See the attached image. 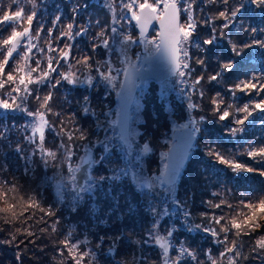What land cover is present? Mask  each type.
<instances>
[{"label": "snow or ice", "instance_id": "obj_1", "mask_svg": "<svg viewBox=\"0 0 264 264\" xmlns=\"http://www.w3.org/2000/svg\"><path fill=\"white\" fill-rule=\"evenodd\" d=\"M71 7L70 15L64 13L59 5H55V14L50 17V27L44 33L47 37V48H39L33 41L39 39L44 32V23H40L49 7V0H10L7 5L0 0V30L8 29L6 36L0 37V147H7L14 151L18 158L25 161L23 175L28 180L36 181L35 184H22L15 173L0 176V219L6 225L12 223L27 224L28 221L48 225L46 218L56 216V204H45L42 190L45 187L54 188L56 203L63 205L66 199H70V210L77 212L83 205L85 194L95 197L99 190L103 198L110 201V207L106 215L113 213L118 218L123 216L121 212V192L117 185L125 179H129L137 193L148 201V211L152 217L151 224L147 227L143 236L137 237L133 232H121L114 237H108L110 243L107 247L108 255L114 259L118 252V244L121 240L128 239L130 244L137 246L135 252L130 253L132 259L127 255L116 259L115 264H146L148 258L143 254V247H155L159 249L158 255L162 264H191L196 261L200 264L194 251L184 241L178 240L175 233L178 231L176 224H164L168 218L177 217L183 221L187 232H201L213 238L216 245H224L220 251L223 257L227 253H233L229 258V264H236L241 256V249L236 240H229V233L239 237L241 234L248 235L261 227L264 220V194L255 198L245 197L239 200L237 206L222 200L220 203L212 204L210 207L222 209L227 207L235 213L226 219V214L209 215L200 213L201 222L192 221V212L188 206L187 199L180 200L177 196L178 182L182 178V169L189 159L193 149H199L198 137L201 134L213 135V130L208 127L201 128L200 125L206 121L205 116L197 120L193 111L201 105L195 103L193 95L204 98L203 88H197L205 79L203 73H208L209 67L213 71L208 73V82L216 84L232 82L227 88V93L233 102L242 97L236 93H242L250 99L243 102L242 107L236 109L237 113H245L242 117L237 116L232 124L245 125L250 121L254 112L260 115L256 118L260 126L264 128V66L257 72L246 63L249 58L255 59L257 64L264 65V0H202L199 6L204 11L203 4L218 5L216 18L224 21L222 25H216L211 18L205 16L199 22L195 18L197 0H100L104 14V22L87 15L88 9L92 7L90 0H68ZM119 8V14H117ZM181 13L186 19L181 23ZM39 18V19H38ZM37 21L38 30L33 32V23ZM134 22L138 33L129 31L125 25ZM153 22H159V29L155 37L148 36V30ZM207 27L206 38L197 34L200 24ZM93 27L98 29L93 31ZM219 29V32L217 31ZM229 32H243L245 38L232 41L225 36L224 30ZM195 37V39H194ZM65 38L69 43H62ZM87 39L90 42V52H85L80 58H75V64L71 63L74 57L71 49L77 39ZM227 39L230 51L238 59L228 58L227 62L211 65L213 47L220 41ZM56 44L54 47L53 44ZM199 49L204 56H196L195 64L200 67L201 73L195 75L197 68L193 67L192 56L189 55L191 47ZM210 46V47H205ZM23 49V51H21ZM39 53H56L55 57L48 56L47 69H41L40 60H35V67L30 66L33 59V50ZM142 49V52L133 50ZM249 50H259L258 55H253ZM14 54L18 57L14 60ZM154 54H160L169 66L171 75L179 78L183 87L180 95L185 100V108L180 116L185 114L187 123L177 126L180 132L173 146L168 151L160 153L162 167L157 173L146 174L143 167L144 157L153 152L148 142L137 143L139 132L133 124L139 122L141 109V95L145 90L147 78L141 75L142 63L150 60ZM100 58L97 59L96 57ZM115 57V61L113 60ZM219 60V57H216ZM14 60L15 68L6 73L9 61ZM55 60L56 66H53ZM68 63L70 68H77L76 72H57L61 63ZM138 62L141 66H138ZM79 66V67H78ZM40 74L33 77V73ZM57 72L60 79L52 81L51 73ZM19 73V76H17ZM231 75H227V74ZM188 80H192L188 84ZM62 82L72 86H87L94 89L103 85L107 89L116 92L118 104L115 109L97 112L91 106V98L83 96L78 102L80 114L85 117L91 116L94 123L91 129L81 126L77 121V113L72 112L68 119L73 127L67 129L65 120L59 119V131L49 120L53 114L50 101L52 92L41 96L40 89H32L30 85H45L57 88ZM7 89V90H6ZM167 87L161 92L162 101L166 99ZM220 92H216L210 98L212 112L219 122L228 121L230 109H221L223 103ZM38 102L35 109L28 106L29 98ZM107 100V95H105ZM15 114H21L24 123L20 125L22 139L13 143L12 133L17 130L15 123H10ZM172 116L174 112L170 111ZM55 115L59 118L61 113ZM256 120L250 121V126L255 127ZM228 129L227 135L234 138L238 132L244 133L245 128L237 129L230 124H224ZM46 134H53L58 142L54 149L46 147ZM66 137V140L64 139ZM259 139L264 142V134ZM248 141L241 138L237 142V148ZM82 151V155L79 153ZM204 154L214 157L215 163L231 169L237 180H248L249 177L243 173L257 174L264 178V167L259 169L248 165L243 161L235 159V154L229 150L227 155L218 151L213 144H206ZM247 156L257 163L264 165V143L256 146L249 144ZM39 157V166L43 169L51 168L52 175L44 174L36 176L37 165L35 158ZM256 158H261L256 160ZM79 163H76V161ZM67 165V167H65ZM104 168V172L97 173L95 169ZM80 177L77 173H81ZM8 171L7 165H0V173ZM224 168H217V172ZM68 173L70 175H66ZM232 177H229L231 179ZM107 185V187H105ZM216 196L217 193H212ZM129 211L132 205L129 204ZM99 209L92 207L90 214L95 216ZM39 212L41 215L36 216ZM106 222V221H102ZM59 219L52 221L50 228L55 232ZM218 226V227H216ZM28 227H31L29 225ZM46 231L47 228H41ZM20 231V229H17ZM27 235L35 233L24 229ZM221 233L223 236L221 237ZM73 231L64 233L61 244L67 252V259L71 264H82L88 258L90 264L97 260L96 251L81 250V244L73 239ZM15 240L12 235L10 240H0V244L11 243ZM256 247L253 251L259 255L264 251V236L256 239ZM105 244V237H100L96 248ZM174 253V254H173ZM64 256V251L60 252ZM205 255L212 259L211 250ZM264 260V257H260ZM19 259V257H18Z\"/></svg>", "mask_w": 264, "mask_h": 264}, {"label": "trees", "instance_id": "obj_2", "mask_svg": "<svg viewBox=\"0 0 264 264\" xmlns=\"http://www.w3.org/2000/svg\"><path fill=\"white\" fill-rule=\"evenodd\" d=\"M81 4H83V0H79ZM64 3V1H63ZM202 4V0H197V6L195 11V18L197 19L198 23L203 21L205 16L208 18H211L213 23L216 25H222L224 23L223 20L216 18V11L218 5L215 4H207L206 2L203 4L204 11L200 10V5ZM70 6L64 4V9L66 12H69ZM96 14H93V13ZM97 14L100 17L101 22H104V14L102 8H100L97 5L92 4V7L88 9L87 15L96 18ZM95 28V27H94ZM96 29V28H95ZM35 30H38V24L37 28ZM207 27L204 26L202 23L197 29V34L200 35L202 38H206L207 34ZM219 32V29H217ZM225 36L229 37L232 41H239L241 39L245 38V33L243 32H229L228 29L224 30ZM4 34V29L0 30V37H2ZM7 35V32H5V36ZM195 39V37H194ZM82 41V39H80ZM84 40V39H83ZM66 42V41H65ZM77 43V42H76ZM74 44V47L79 46V44ZM89 50L91 51V48L87 45ZM210 47V46H205ZM190 56L193 57L191 64L193 67L197 68V72L194 74H202L200 67L195 64V57L196 56H204L206 57L205 53H200L199 49L196 47H191L190 49ZM253 53V55H258L259 50H249ZM75 53H77V56L80 55V51L75 48ZM208 55H212L213 58L211 60V65L215 66L217 63L221 62H227L228 58L231 57L232 59H238L235 57L234 53L230 51V46L228 45L227 39L220 41L217 45L213 47V53H210ZM216 57H219L220 59L217 60ZM11 63H13L14 60H10ZM248 65L252 68H255L258 72L259 68L264 65L257 64V61L255 59H252L251 57L246 62ZM35 64V62H34ZM213 71V67H209L208 73H211ZM8 71H6L7 73ZM208 73H203L205 75L204 81H202L201 85H197V88H203L205 92V96L203 99H201L198 95H194V102L201 105V107L194 111V114L197 118L200 116H205L206 121L203 123V127H208L213 130V135L208 136L206 134H201L200 137H198V144L199 149H193L191 158L188 162V164L183 168L182 170V178L178 182L180 189L178 191V196L180 197V200L187 199L188 206L192 212V216H195L194 222H201L200 220V213L206 212L209 215L213 214H221L223 213V208L227 209V207H222V209H217L213 207H203L198 204L199 199L206 200L209 199L208 193L205 191H201L203 181L202 173L206 170H209L210 173L213 175V181L214 185L220 186L222 193H221V199L220 197H214V199L211 200L212 204L220 203L222 200H225L229 203L228 199H235L239 202V200L249 197V198H255L256 196H259L261 194H264V178H260L257 174H249V173H243V175L248 176V180H237L235 178L234 173L231 171V169L226 168V166L218 165L215 163L214 157H208L204 154V148L206 144H213L216 146L218 151H221L227 155L229 150H232V152L235 154V159L239 161H243L244 163L254 166L255 168L259 169L261 167H264V165L257 163L255 160L250 159L247 156V150H249V144L254 143L256 146H261L262 142L259 137L264 134V128L260 126L259 121L256 119L260 114L258 112H254L253 117L250 118L251 120H256L255 127L250 126V121H245V125H235L232 124V121L235 117L240 116L242 117L245 115V113H237L236 109L239 107H242L243 102L249 100L250 98L246 95H243L242 93L237 92V97H242V99L237 100L236 102H233L231 96L227 93V88L231 86L232 82H226V83H220L216 84L215 82L209 83L208 82ZM227 75H231L230 73ZM45 91H52L53 94H55V98L51 100L50 106L53 107L54 103H57V105H61L60 109H68L73 107L74 104H77L78 100L82 95V93L86 92L87 90H81L76 88H71L70 86H66V89L68 91H71L69 93L72 101L68 102L62 99V93L61 88H52L50 89L47 85H44ZM93 92V89L92 91ZM216 92H220L221 96L218 97V99H222L223 103L220 105L221 109L228 108L229 104H232V107L228 109L230 111V117L228 121L225 122H219L217 120L216 115L212 112V105L210 103V98L215 95ZM264 95V94H262ZM59 109V113L61 110ZM63 112V111H62ZM66 113V112H63ZM59 119H64L62 116L59 117ZM65 123L68 125L70 124V120L68 119V122L65 120ZM224 124H230L232 127H235L237 129L245 128L244 133L238 132L237 135L234 138H230L227 135L228 129L224 127ZM151 128L150 125V118L148 117V122L146 123V133L144 132L142 135H147L149 137V130ZM241 138L248 141L247 144H241L239 148H237V142L241 141ZM261 158H256V160H259ZM5 161H8L5 162ZM11 160L8 157V152L2 151L0 147V165H7L8 171L0 173V176H7L9 179H11L10 173H15L17 178L22 184H25L27 186L28 183L35 184L36 181H29L27 177L23 175V168L21 166V170H18L14 172L13 170V164L10 163ZM217 168H224V171L217 172ZM41 175H38L39 178ZM229 177H232L229 179ZM217 180V181H216ZM126 184L121 189L117 185L118 191H123L122 195L120 197L121 202V212L123 213V216L121 218H118L116 214L113 215L115 220L110 217L107 218L106 221L108 222L109 226L104 227L102 230H100V227H103L102 225L97 226L99 228L98 233L103 236H105V239H107V235L112 232V237L118 235V232L116 228H122L123 232H125V228H127L131 223L133 225H136L137 223V217L138 215L141 216L142 213L145 214V208L146 203L144 201V198L141 195H139L135 189V187L130 182H125ZM43 193V199L45 204H56V216L55 217H49L46 218L48 220V225H45L43 223H35L33 224L32 221H28L27 224H23L20 222L12 223L10 225H6L2 219H0V240H10L12 235H15V240L11 243L7 244H0V264H71L70 260L67 259V252L64 250V246L61 244V241L64 239V233L68 230H72V224L76 222H83L86 221V212L87 210L83 209V207H80L79 209L84 210L85 212H72L70 210V206L61 205L56 203V198L54 195V190L51 187H45L42 190ZM133 199V202L131 203L132 209L135 211L136 209H139L136 212H130L128 213V207L127 203L129 200ZM103 200V199H101ZM238 202L234 204L233 206H237ZM110 204V201L106 200V202L103 200V202H100L101 210L100 212H105V204ZM125 207V208H123ZM89 210V206H88ZM90 212V210H89ZM225 214V212L223 213ZM235 213L232 212V209H229V211L226 214V219L231 218ZM41 215L39 212L36 213V216ZM59 219L60 223L56 226V231H51V228L49 225H51L52 221L55 219ZM88 222H93L91 217L89 216ZM31 225V227H28ZM218 227V226H216ZM27 228L28 231H31L35 233V235L29 236L24 231V229ZM41 228H47L46 231H41ZM17 229H20V231H17ZM79 230V229H78ZM74 235L73 239L78 240L79 237L78 232L75 230H72ZM80 231V230H79ZM262 232H264V224L262 225ZM134 233V232H133ZM184 240L188 237V247L194 251L197 252L198 260L201 264H212V260L208 259L206 257H202L204 255V251L206 252L208 250H211V254L216 256V264H223L222 259L219 255V250L221 248V251L224 249V245H216L213 242V238L211 241L206 245V249H202L200 246H198V241L196 239H192L194 236L192 233L187 232L186 230L179 231L178 233ZM200 235V233H197ZM223 236V233H221V237ZM94 237H97L94 233ZM261 236H257L255 231L250 232L248 235L241 234L239 237L235 236L233 233H229V240H236L240 249H241V256L236 260V264H264V260H262L260 257H264V254H257V252L253 251V249L256 247V239H258ZM125 240V239H124ZM122 245L130 246V243L126 244V242H122ZM134 245V244H133ZM81 250H83V247L81 245ZM85 250V247H84ZM64 251V256L60 255V252ZM231 254V257L233 256V253H227ZM159 255H157L158 258ZM19 257V259H18ZM82 264H90L88 258H85V260L82 262ZM102 264V263H101ZM225 264V263H224ZM229 264V263H226Z\"/></svg>", "mask_w": 264, "mask_h": 264}, {"label": "rangeland", "instance_id": "obj_3", "mask_svg": "<svg viewBox=\"0 0 264 264\" xmlns=\"http://www.w3.org/2000/svg\"><path fill=\"white\" fill-rule=\"evenodd\" d=\"M64 1V3H63ZM73 2H75V0H73ZM91 4L97 5L100 8L101 4H100V0H90ZM10 3V0H3V4L7 5ZM64 4L68 5L71 7V4H69L68 0H49V7L47 9V11L45 12V15L43 17V19H40V23H44V32L41 33L39 39L34 40L33 42L39 47V48H47V37L45 36L44 33L47 32V28L50 27V23H48V21L50 20V17L52 15L55 14V5H59L60 8L62 9V11L68 15H70V12H66L64 9ZM70 9V8H69ZM119 8H117V14H119ZM93 13V12H91ZM96 14V13H93ZM195 15V13H194ZM39 19V18H38ZM95 19H100L99 15L97 14ZM94 19V20H95ZM186 19V16L181 13V23L184 22V20ZM125 27L135 33H138V29H135V25L134 22H132L131 25H125ZM37 28V21H34L33 23V32H35ZM98 29H95L93 27V31H97ZM156 30H158V27L155 25V27L149 32L148 36L151 37H155V32ZM5 32L8 33V29L4 28V34L3 36H5ZM2 36V37H3ZM66 41V42H65ZM77 42V43H76ZM62 43H69V41L67 40V38H65V40ZM79 44V46L73 47L71 49V54L74 57V59L71 60L72 64H75V58H80L82 56L83 53L85 52H90L89 48L87 47V45L90 47V42L87 39H82V41L78 38L74 44ZM53 46L55 47L56 44L54 43ZM75 48H77L80 51V55L77 56V53H75ZM21 51H23V49H21ZM142 52V49H134L133 50V58L135 57V52ZM33 59L32 61H30V66L31 67H35L36 65L34 64L35 60H40V67L41 69H47V65H48V56H52L55 57L56 53H39L36 52V50H33ZM189 55H190V50H189ZM2 58V57H0ZM97 59H99L100 57L97 56ZM18 57L15 56L14 54V60H17ZM113 60L115 61V57H113ZM61 63L63 64L62 67H58L57 68V72L59 73H66L68 71H73L76 72L77 75H80V71L77 70V68H70L68 63H64L63 61H61ZM140 62H138V66H140ZM53 66L55 67V60H53ZM79 67V66H78ZM13 68H15V63L13 61V63H11V61H9V65L6 67L5 71H11ZM57 72H53L51 73V77H52V81L54 82L57 79H60V77L57 75ZM39 72H35L33 73V77H36L37 75H39ZM17 76H19V73H17ZM188 84L192 83V80H188L187 82ZM47 85V84H45ZM68 84L66 82H62L61 85L59 86L61 88V93H62V99L68 102H71L72 99L69 95V93L71 91H68L66 89V86ZM70 86L72 89L73 88H78L83 90H87L86 92L82 93L81 97L77 100L78 102L82 101L83 96L88 95L91 98V106L93 108L96 109L97 112H101V111H106L109 108L111 109H115L117 107L118 104V100H117V96H116V92L111 90V89H107L106 92V88L103 85H98L93 89H89L87 86H72V85H68ZM165 86L167 87V93H166V99H164L162 101L161 99V92L164 91ZM30 87L32 89H40V95L44 96L47 95V93L49 91H45L44 85H37V84H32L30 85ZM181 87H183V85L180 84L179 82V78L174 76L171 77L169 79H167L166 81L162 82V83H157L154 81H148L147 84L145 85V90L143 92V94H138L141 95V109L139 112V122L133 124V127L137 130V132H139V136L137 137V143L138 144H143L144 142H148L150 144V146L153 149V152L151 154H149L148 156L144 157V162H143V167L145 169L146 174H153V173H157V170L159 168L162 167V160L160 158V153L168 151V149L173 145L174 143V138H173V134L174 132L178 129L177 126L179 124H184L187 123V117L186 114L184 116L183 119H180V116L186 106L185 104V100L181 97L180 95V89ZM52 89V88H51ZM7 90V89H6ZM52 92V91H51ZM53 94V93H52ZM105 95H107V100H105ZM52 98H55V94L52 95ZM193 101H194V95L192 97ZM51 102V101H50ZM77 102V104H74L73 107L68 108V109H60L61 105H57V103L53 104L52 110H53V114L49 115V120L56 126L57 131H59V118L55 115V113L59 112V109L61 110V116L64 118V120H66L68 122V115L72 112H76L77 113V121L81 124L82 127L87 128V129H91L93 126V119L91 116L85 117L82 114H80V106L79 103ZM38 102L36 100H34L33 98H29V102H28V106L30 109H35L37 106ZM66 113H63V112ZM171 112L175 113V116H172L170 114ZM192 115L199 120V118H197L194 114V111L192 113ZM148 117L150 118V125L151 128L149 130V137L147 135L143 136L142 134L145 132L146 133V123L148 122ZM10 123H15L17 126V130L18 131H14L12 133V140L13 143H15L16 140L18 139H22V133L19 130L20 129V125L22 123H24V118L21 114H15L14 118H12L10 120ZM65 126L67 129H70L73 127L72 123L70 122L69 124V128L68 125L65 123ZM200 127H203V124L200 125ZM66 140V137L64 138ZM46 147L47 148H52L54 149L58 140L57 138L53 135V134H46ZM2 151L8 152V157L11 160V164H13V170L14 172L21 170V166L24 167L25 165V161L18 158L16 153L12 150H10L9 148L5 147H1ZM82 151L79 153V155H82ZM8 163V161H5ZM35 163L37 165L36 168V176L38 175H52L53 170L51 168L49 169H43L41 166H39V157L35 158ZM76 163H79V161L77 160ZM65 167H67V165H65ZM21 168V169H20ZM95 171L97 173L99 172H104L105 169L104 168H97L95 169ZM66 175H70L68 173H65ZM40 176V177H41ZM203 176V181L204 183L202 184V188L201 191H205L208 193L209 198L212 200L214 199V197H221V193L222 190L220 188V186H215L214 185V181H213V175L210 173L209 170H206L205 172L202 173ZM130 182L129 179H125L123 182L119 183L118 185H120L119 187L122 189L124 187V185L126 184L125 182ZM217 181V180H216ZM131 183V182H130ZM132 184V183H131ZM133 185V184H132ZM105 187H107V185H105ZM52 188V187H51ZM54 190V188H52ZM180 189V186L178 184V189H177V196H178V191ZM119 192H123L122 190ZM217 193L216 196H213L212 193ZM140 198H144L143 196ZM178 198L180 199V197L178 196ZM103 199L106 202V199L103 198V194L98 190L95 197L89 196L87 194H85V200L84 203L81 207H83V209L87 210L86 212V221L84 220L83 222H76L72 224V230H75L76 232H78V235L80 237L81 233L82 236L76 240L77 242H79L84 250H89V251H96L97 253V260L95 262H93V264H115L116 259H121L123 258L125 255H127V258L129 260L132 259L130 253L135 252L137 250V246L130 244V246H126V245H122V242H126V244L129 243V240L126 238L125 240H121L120 243L118 244V252L117 255L115 257V259L108 255L107 253V247L108 244L110 243V241L108 240V237H112L113 233L110 232L106 237L107 239H105V244L97 249L95 246L96 244L99 242V238L100 237H105L103 236V234L101 235L100 233H98L99 228L97 226L102 225L103 227H100V230H102L104 227L109 226L108 222L106 221L107 218L112 217L114 220L115 218L113 217V215L115 213H113L111 216L106 215V210L110 207V204L106 203L105 204V212H100L101 210V205L100 202H103ZM209 199L206 200H202L199 199L198 204L209 208V204L208 201H211ZM144 201L146 203V208L145 210V214L142 213L141 216L138 215L137 217V223L136 225H133V223H131L127 228H125V232H134L137 237L143 236L144 232L146 231L147 227L151 224L152 222V217L148 211V201L144 198ZM225 201V200H224ZM229 203H231L232 205L236 204L238 201L231 198L228 199ZM133 202V199L131 197V199L129 200V202L127 203V205L131 204ZM70 199H66L64 205L66 206H70ZM88 206H89V210L92 207H96L99 209L98 213L95 216H92L88 210ZM125 208V207H123ZM129 209V207H128ZM140 209V208H139ZM139 209H136L135 211L132 209L131 211L128 210V213L130 212H136ZM82 209H79L77 211V213L80 212H85ZM221 210V209H220ZM223 213L225 212V214H227V212L229 211V208L225 209L223 208ZM233 212V211H232ZM89 216L91 217V219L93 220V222H88L89 220ZM195 216H192V221L194 222ZM102 221H106V222H102ZM175 223L176 227L178 228V231L175 233V236L178 240L184 241L186 243V245L188 244V237L187 239L185 238V240L178 234L179 231H183L185 230L184 225H183V221L181 218H177V217H172V218H168L164 221L165 225H168L170 223ZM261 227L257 228L255 230V233L257 236H264V232H262V225L264 224V220H262L261 222ZM80 231H79V230ZM118 234H120L121 232H123L122 228H116ZM94 233L96 234L97 237H94ZM194 236L196 237H192V239H196L198 241V246H200L202 249H206V245L211 241L212 237L203 234L201 232L198 231H194L191 232ZM197 233H200L197 234ZM189 246V245H187ZM143 247V254L148 258L146 264H162V262L160 261V258L158 255L159 249L155 248V247H148V246H142ZM192 250V249H190ZM194 251V250H192ZM220 251L221 248L219 250V255H220ZM196 256H197V252L194 251ZM206 250L204 251V255L201 256L202 257H206L205 256ZM261 255L264 254V251H260L259 252ZM174 254V253H173ZM212 259H216L217 257L212 255ZM231 257V254H226L225 256L220 258L223 261V264L225 263H229V258ZM198 258V256H197ZM208 258V257H207ZM191 264H196V261H191ZM201 264V263H200Z\"/></svg>", "mask_w": 264, "mask_h": 264}, {"label": "water", "instance_id": "obj_4", "mask_svg": "<svg viewBox=\"0 0 264 264\" xmlns=\"http://www.w3.org/2000/svg\"><path fill=\"white\" fill-rule=\"evenodd\" d=\"M155 25L159 29V22H153V24L150 26V28L148 30V34L155 27ZM140 66H141V64H140ZM141 75L147 78V82L148 81H154L157 83H162V82L166 81L167 79L174 77L173 75H171V73L169 71V66L166 64V62L163 60V58L160 54H154L150 60L142 63ZM179 134H180V132L177 129L173 134L174 141L179 136ZM190 158H191V154L189 156V159L186 161L185 166L187 165ZM77 175L82 177L83 176V169H82L81 173H77Z\"/></svg>", "mask_w": 264, "mask_h": 264}]
</instances>
